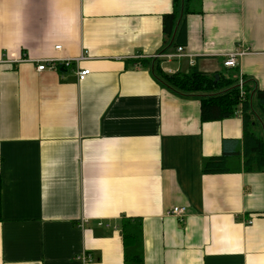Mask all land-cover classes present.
Returning a JSON list of instances; mask_svg holds the SVG:
<instances>
[{
    "label": "crops",
    "instance_id": "1",
    "mask_svg": "<svg viewBox=\"0 0 264 264\" xmlns=\"http://www.w3.org/2000/svg\"><path fill=\"white\" fill-rule=\"evenodd\" d=\"M173 5L0 0V264H124V217L142 222L144 264H264V171L244 166L243 117L202 121L199 98L141 62L228 74L244 49L235 68L264 90V0H197L188 56L167 60ZM225 140L230 171L205 173Z\"/></svg>",
    "mask_w": 264,
    "mask_h": 264
},
{
    "label": "trees",
    "instance_id": "2",
    "mask_svg": "<svg viewBox=\"0 0 264 264\" xmlns=\"http://www.w3.org/2000/svg\"><path fill=\"white\" fill-rule=\"evenodd\" d=\"M197 0H174L173 11L164 15V48L162 52L176 50L179 35L186 29L185 15L193 12L192 6ZM151 65L155 78L174 93L184 97H197L201 100L202 121L223 120L240 115L244 120L243 156L247 170L264 171V90L256 81L247 76L242 77L233 68L230 73L208 74L192 67L187 73L168 74L160 66V60L145 59L141 61ZM66 68L60 66V69ZM216 75L219 78L216 80ZM258 120H254V118ZM256 130L251 129L256 127ZM234 141H224V152L221 157L209 158L203 164L205 173L230 171L226 166ZM1 177H0V218H1ZM123 244L124 264H144L143 226L138 218H122L120 223Z\"/></svg>",
    "mask_w": 264,
    "mask_h": 264
},
{
    "label": "built area",
    "instance_id": "3",
    "mask_svg": "<svg viewBox=\"0 0 264 264\" xmlns=\"http://www.w3.org/2000/svg\"><path fill=\"white\" fill-rule=\"evenodd\" d=\"M57 48H60V46H56ZM244 54V49L242 50H234L226 55V60L224 61V66L228 68H235L238 65V57L242 56ZM188 56L185 54V48L183 46H179L176 49L175 53H164L162 55H157V57H162V58H180L182 56ZM84 56H80V58L76 60H55V59H46V60H40L37 70L42 71L46 68H50L53 70H58L60 66H65L66 68L71 67L73 63H79V61L83 60ZM90 74L89 69H78L77 70V76L78 79L84 80L86 76ZM242 80V79H241ZM240 86L242 87V81L240 82ZM186 213V208L185 207H173L170 211H168V214H171L173 216L177 217H183L184 214Z\"/></svg>",
    "mask_w": 264,
    "mask_h": 264
},
{
    "label": "rangeland",
    "instance_id": "4",
    "mask_svg": "<svg viewBox=\"0 0 264 264\" xmlns=\"http://www.w3.org/2000/svg\"><path fill=\"white\" fill-rule=\"evenodd\" d=\"M166 53H168V52H166ZM171 58H167V60H170ZM242 80H240V82H241ZM242 84H243V81H242Z\"/></svg>",
    "mask_w": 264,
    "mask_h": 264
},
{
    "label": "water",
    "instance_id": "5",
    "mask_svg": "<svg viewBox=\"0 0 264 264\" xmlns=\"http://www.w3.org/2000/svg\"><path fill=\"white\" fill-rule=\"evenodd\" d=\"M219 78V76L218 75H216V80Z\"/></svg>",
    "mask_w": 264,
    "mask_h": 264
}]
</instances>
